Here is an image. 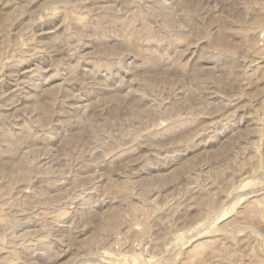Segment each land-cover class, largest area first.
<instances>
[{"label":"rangeland","instance_id":"374dc122","mask_svg":"<svg viewBox=\"0 0 264 264\" xmlns=\"http://www.w3.org/2000/svg\"><path fill=\"white\" fill-rule=\"evenodd\" d=\"M263 3L0 0V264H264Z\"/></svg>","mask_w":264,"mask_h":264},{"label":"bare ground","instance_id":"6f19581e","mask_svg":"<svg viewBox=\"0 0 264 264\" xmlns=\"http://www.w3.org/2000/svg\"><path fill=\"white\" fill-rule=\"evenodd\" d=\"M261 3V2H260ZM264 4V3H263ZM262 4V5H263ZM262 8H264V7H262ZM159 9V8H158ZM258 9H260V7H258ZM263 10V9H262ZM261 11V10H260ZM264 11V10H263ZM262 12V11H261ZM263 13V12H262ZM261 15V14H260ZM263 16H264V14H263ZM258 20V19H257ZM256 23V22H255ZM163 27V26H162ZM164 29H165V27H164ZM219 34V33H218ZM219 37V36H218ZM222 40V39H221ZM217 41H219V40H217ZM223 41V40H222ZM220 43H222V42H220ZM197 70V69H196ZM195 70V71H196ZM198 71V70H197ZM12 76V75H11ZM14 80H15V78H14ZM7 81H9V80H7ZM10 82H12V81H10ZM31 94V93H30ZM46 102V101H45ZM42 104H44V102L42 103ZM49 104V103H48ZM45 105V104H44ZM46 106V105H45ZM50 106V105H49ZM48 105L45 107V109H43V112H44V116L45 117H48L49 115H50V112H49V107ZM0 114H1V112H0ZM2 115H0V118H2L1 117ZM44 118V117H43ZM182 122H184V121H182ZM177 124H178V122H176ZM181 123V122H180ZM185 124V123H184ZM179 125V124H178ZM260 125H261V122H260ZM174 126V125H173ZM180 126H182V124L180 125ZM26 127V126H25ZM179 127V126H178ZM174 128V127H173ZM176 128V127H175ZM257 128V130H256V135H257V137L258 138H260V139H264V129L262 128V127H256ZM24 131H25V129H24ZM28 131V130H27ZM9 133V132H8ZM7 132L5 133V134H7L9 137H10V133L8 134ZM27 133H29V132H27ZM27 133L25 134V135H27ZM31 133V132H30ZM254 134V133H253ZM252 134V135H253ZM255 135V134H254ZM28 136V135H27ZM30 136V135H29ZM31 136H33V135H31ZM35 136V135H34ZM25 137V136H24ZM7 138V137H6ZM26 138H28V137H26ZM29 138H31V137H29ZM22 140V139H21ZM17 140H15L14 142H16ZM19 141V140H18ZM17 141V142H18ZM14 144V143H13ZM12 143H11V145H10V147L12 148V150H14V149H16L17 148V145H13ZM12 145H13V147H12ZM19 146V145H18ZM244 146V145H243ZM10 148V149H11ZM243 148V147H242ZM9 149V150H10ZM17 150V149H16ZM11 152L12 151H10L9 152V154L10 155H12L14 152H17V151H13V153L11 154ZM264 155V154H263ZM261 161V160H260ZM111 183V185H114V182H113V180L112 181H110ZM121 186L122 187H126L127 186V184H125V183H123V184H121ZM206 204H208V207H210V206H212V204H213V202L211 201V200H207L206 201ZM118 217H120V213H119V211L117 210V209H113V210H111L110 211V213H109V219L107 220V225H111V223L113 222V221H115V220H117V218ZM109 225V226H110ZM113 225V224H112ZM113 227V226H112ZM25 233V232H24ZM24 233H23V236H24ZM27 233L28 232H26V235H27ZM22 234V233H21ZM20 235V234H19ZM21 236V235H20Z\"/></svg>","mask_w":264,"mask_h":264}]
</instances>
